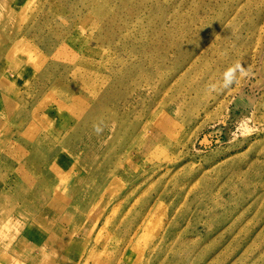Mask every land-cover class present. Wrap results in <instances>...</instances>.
<instances>
[{
    "label": "rangeland",
    "instance_id": "1",
    "mask_svg": "<svg viewBox=\"0 0 264 264\" xmlns=\"http://www.w3.org/2000/svg\"><path fill=\"white\" fill-rule=\"evenodd\" d=\"M0 70V264H264V0H0Z\"/></svg>",
    "mask_w": 264,
    "mask_h": 264
},
{
    "label": "crops",
    "instance_id": "2",
    "mask_svg": "<svg viewBox=\"0 0 264 264\" xmlns=\"http://www.w3.org/2000/svg\"><path fill=\"white\" fill-rule=\"evenodd\" d=\"M20 57L25 61V63L28 61L26 59V57L20 55ZM27 68V64H25V68H21L22 70V74L25 72ZM4 75L7 78H11L12 80L16 81V79L20 78V73L15 72H11L8 70H0V75ZM17 82H15L16 84ZM14 84V87H15ZM14 87H7V88H0V132L3 131L5 126V121H4V115L2 112H6L9 114L10 111H16L17 116L21 119L20 125L22 128L17 127L16 132L17 134L20 135H24V131H26L25 126L28 124L29 125V121H31V118L28 117L24 118L25 113L27 112V110H29L30 108H26L24 107V105H20L19 101L20 100H24V99H20V98H16L13 97L11 98L9 93H12V90ZM8 94V95H7ZM24 100V104H25ZM16 102V104H15ZM11 108H10V107ZM9 107V108H8ZM19 131V132H18ZM2 144L0 141V150H1ZM2 153H0V157ZM22 156V155H21ZM31 162L29 164V169L31 168ZM26 167H28L27 165H25ZM17 190L16 194H21V197L25 199V205L22 206V204L18 203V199H20V197H13L14 193L13 191ZM32 189V185L30 183V181H19L18 179L15 181L13 180V178H11V180H9L6 184H3L2 186H0V237H4L9 235L10 233H6L3 230L7 229V228H15V226H17L15 223L13 222V220L11 219V215H17V216H21L20 218H24L30 215L29 212H33L36 213V208L34 206V199L31 197V194L29 191H31ZM49 189V188H47ZM19 191V192H18ZM65 200H61L59 197L57 199H52L50 197L49 192L46 193H42L41 194V200H38V203L44 204L46 203L48 205V208L46 210H42V211H38L40 212V216H41V223H47L48 221H50V216L48 214H46L45 212H48L51 210H53L54 212L57 213H63L64 211V206H65ZM68 204V203H67ZM20 206V207H19ZM23 207H31V208H25L26 210H23ZM51 207V208H50ZM9 211H16V212H11L8 213ZM29 211V212H28ZM17 212H19L18 214H16ZM8 213V216H7ZM65 213V211H64ZM49 228V227H48ZM40 231H42L40 229ZM39 232V229H38ZM26 238V237H25ZM19 241V240H18ZM7 244H9V242H4L1 244V246H4V250L7 249ZM2 249V248H1ZM9 252V251H6ZM10 253V252H9Z\"/></svg>",
    "mask_w": 264,
    "mask_h": 264
},
{
    "label": "bare ground",
    "instance_id": "3",
    "mask_svg": "<svg viewBox=\"0 0 264 264\" xmlns=\"http://www.w3.org/2000/svg\"><path fill=\"white\" fill-rule=\"evenodd\" d=\"M13 27H5V30H10L12 29ZM19 132V131H18Z\"/></svg>",
    "mask_w": 264,
    "mask_h": 264
}]
</instances>
